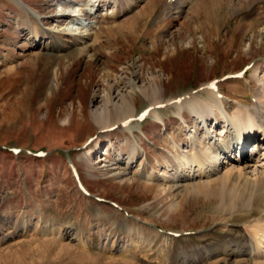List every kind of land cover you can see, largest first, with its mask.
<instances>
[{"label":"rangeland","instance_id":"374dc122","mask_svg":"<svg viewBox=\"0 0 264 264\" xmlns=\"http://www.w3.org/2000/svg\"><path fill=\"white\" fill-rule=\"evenodd\" d=\"M87 1L0 0V264H256L240 251L244 224L264 217V195L251 178L224 185L212 175L182 192L156 175L143 179L166 173L188 149L195 116L187 108L186 121L168 104L84 144L100 130L94 112L108 97L116 121L119 93L132 91L135 113L193 89L206 98L200 86L249 62L244 77L219 84L230 113L235 102L250 105L264 86V0H199L183 11L140 0L98 21L85 13ZM61 13L72 18L58 19ZM34 24L66 42L64 49L32 46ZM80 35L94 38L91 58L69 46ZM194 128L202 136V126ZM250 148L251 141L247 157ZM39 149L47 153L35 155ZM117 154L134 155L131 175H140L120 180L108 170L103 162ZM70 161L91 195L79 189Z\"/></svg>","mask_w":264,"mask_h":264},{"label":"bare ground","instance_id":"6f19581e","mask_svg":"<svg viewBox=\"0 0 264 264\" xmlns=\"http://www.w3.org/2000/svg\"><path fill=\"white\" fill-rule=\"evenodd\" d=\"M138 1L140 0H89L85 5L91 13H87V11H85V13L87 15H95L94 17L98 21L100 18L104 19L105 16H109L110 12L112 13L113 11L114 14L111 16L122 15L127 12L128 9H132L133 5H136ZM198 1L199 0H164L161 5L163 10H172V6H175L178 10L183 11L182 8L184 5L187 3L194 4ZM111 6L112 9L107 8ZM101 9L105 11L100 12ZM31 11L38 15L41 14L38 10L31 9ZM143 11H145V9ZM259 11L264 12V8ZM61 14L58 15V19L63 17L72 18L67 13ZM30 32L32 46L36 45L39 46L40 49L52 50L55 52H60L64 49L66 42H58L52 34L49 35L50 31L48 29L40 28L38 24H34ZM44 39L47 40L44 42ZM91 41L94 42V38L80 35L77 37V40H71L69 46L73 49L72 52L85 53L88 58H91V53H88L87 50ZM36 56L35 53V57ZM54 73L56 74V72ZM139 91L141 90L139 89ZM204 92L207 96L206 98L196 97L194 93H190L173 103L178 109L179 115L184 118V121H186L183 112V108L185 107L195 116V124L192 126L193 129L188 136V149L182 150L180 153L177 152L178 154L174 156V164H167L165 168L166 173L162 171V173L156 174L155 170H153L148 176L144 178L141 177L150 181L156 175L166 183L167 187L177 189L179 192L189 187L193 188L201 182L209 181L208 183H210L212 175H215V180L216 178L223 179L222 183H224V185H227V183L234 184L235 181L238 182L240 179L251 178L249 181H251L252 187L255 188L258 193L264 195V86L261 84V86L257 88L256 94L254 95L255 98L251 100V103H249L250 105L242 104L241 101L235 102V109L231 113L223 103L222 97L214 96L209 89H204ZM133 97L134 94L130 90L119 93L120 101L119 105H117L119 116L117 115L118 119L116 121H112L107 111L108 105L106 104L112 102V100L109 99L110 97H108L105 105L103 104L101 105L102 107L99 106L96 108V110L99 109V112H94L95 123L101 130L115 123L120 125L123 119L134 115L136 111L135 103L131 101ZM157 102L160 101L156 100L151 104H156ZM125 103L131 105V113L125 112ZM149 113L158 115L157 107L150 109ZM210 115H214V117H210ZM195 125L202 126V136L199 135L198 130L194 128ZM256 133L258 134L257 139L249 149L250 154L249 157H247L246 152L242 151L243 146L241 143L248 137L254 136ZM238 147L241 148L238 150ZM234 151H237L236 157L232 155ZM131 152H134V149H132ZM134 162V155H127L123 158L122 155L117 154L113 162L105 160L103 165L108 170L114 171L118 179H129L130 181L134 176L140 175L139 172H133L131 175ZM112 164H115V166H112ZM249 166H251L250 171L248 170ZM246 206H251V202L249 201ZM233 208H235V205L231 207V209ZM249 222L250 223L244 224L247 237L243 243L244 247H242V249L240 247V251L246 253L254 263L264 264V217L261 216ZM234 250L231 249L230 251L233 253L239 252V250Z\"/></svg>","mask_w":264,"mask_h":264}]
</instances>
